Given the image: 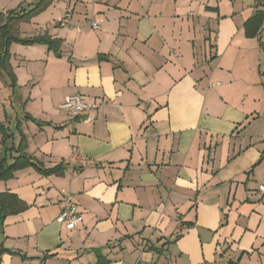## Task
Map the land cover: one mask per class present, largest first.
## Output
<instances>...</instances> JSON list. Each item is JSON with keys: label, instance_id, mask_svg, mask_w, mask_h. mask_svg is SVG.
Segmentation results:
<instances>
[{"label": "crops", "instance_id": "crops-1", "mask_svg": "<svg viewBox=\"0 0 264 264\" xmlns=\"http://www.w3.org/2000/svg\"><path fill=\"white\" fill-rule=\"evenodd\" d=\"M258 12L264 0H53L20 25L62 56L11 46L0 126L65 170L0 181L29 206L4 222L1 264H264V18L245 30ZM74 95L97 108L70 116ZM69 195L74 230L56 220Z\"/></svg>", "mask_w": 264, "mask_h": 264}, {"label": "trees", "instance_id": "trees-1", "mask_svg": "<svg viewBox=\"0 0 264 264\" xmlns=\"http://www.w3.org/2000/svg\"><path fill=\"white\" fill-rule=\"evenodd\" d=\"M53 3V0H40L33 6H20L7 13L0 12V78L5 84L15 90L17 88V77L11 66V46L21 44L31 46L35 44L47 45L49 50L53 51L57 57H61V40H55L49 36L37 38H22L19 33L20 25L30 23L35 17L45 12ZM264 18V13L258 12L255 17L246 24L245 30L248 37H256ZM0 132L3 134L2 149L0 150V181H7L14 178L16 172L33 168L39 174L44 176L63 175L65 165L60 164L53 168H46L41 162L37 161L27 152V144L23 137L22 144L16 146L7 145L12 135L0 126ZM29 206L22 202L16 195L0 192V233H3L4 222L7 217L19 214L27 210ZM7 250L0 246V255ZM43 259V264H44ZM1 264V261H0Z\"/></svg>", "mask_w": 264, "mask_h": 264}, {"label": "built area", "instance_id": "built-area-1", "mask_svg": "<svg viewBox=\"0 0 264 264\" xmlns=\"http://www.w3.org/2000/svg\"><path fill=\"white\" fill-rule=\"evenodd\" d=\"M101 23L102 20H93L91 21V26L93 29L99 30L101 28ZM96 108V103L89 102L82 95L71 96L61 105V109L72 117H81L90 111H94ZM258 194L260 197H264V183L259 185ZM56 220L68 230L77 229L83 223V216L79 212L78 205L76 204L73 196L69 195L64 198L63 208ZM220 264L230 263L226 260H221Z\"/></svg>", "mask_w": 264, "mask_h": 264}, {"label": "rangeland", "instance_id": "rangeland-1", "mask_svg": "<svg viewBox=\"0 0 264 264\" xmlns=\"http://www.w3.org/2000/svg\"><path fill=\"white\" fill-rule=\"evenodd\" d=\"M14 105H15V108L13 109L12 113H14V114H16V113L21 114L22 113V108H21L22 105H20V106L17 105V104H14ZM0 107L3 109V110H1L3 114H4V108H6V110H9L8 109V106H6L4 104V102H2L0 104Z\"/></svg>", "mask_w": 264, "mask_h": 264}]
</instances>
